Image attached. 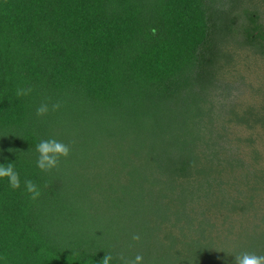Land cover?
<instances>
[{
  "label": "trees",
  "instance_id": "trees-1",
  "mask_svg": "<svg viewBox=\"0 0 264 264\" xmlns=\"http://www.w3.org/2000/svg\"><path fill=\"white\" fill-rule=\"evenodd\" d=\"M254 1L0 0V163L41 189L30 200L0 180V264L264 255V225L240 218L264 172L221 155L211 106L227 59L264 58ZM41 102L61 107L38 116ZM49 137L69 154L41 172Z\"/></svg>",
  "mask_w": 264,
  "mask_h": 264
},
{
  "label": "rangeland",
  "instance_id": "rangeland-1",
  "mask_svg": "<svg viewBox=\"0 0 264 264\" xmlns=\"http://www.w3.org/2000/svg\"><path fill=\"white\" fill-rule=\"evenodd\" d=\"M254 2L255 9L260 13L264 23V0ZM238 55L235 58L236 63L227 59L225 64L227 66L224 68L227 70L216 83L217 90L220 86L219 94L211 106L215 111L213 121L215 130L220 131L221 144L226 150L221 155L224 158L237 156L243 163L242 170L240 169L243 177L244 174L252 176L253 171L264 172V58L245 51ZM262 181L263 178L255 182L257 195L253 198L252 207L240 218L245 217L249 220L255 218L254 222L261 221V225H264V221L261 220L264 218ZM241 182L242 180L236 185L240 190L245 185ZM244 192H240V195L245 197ZM224 211H227L226 208ZM235 220L227 219L226 223L233 221L234 226L244 223L239 217Z\"/></svg>",
  "mask_w": 264,
  "mask_h": 264
},
{
  "label": "clouds",
  "instance_id": "clouds-1",
  "mask_svg": "<svg viewBox=\"0 0 264 264\" xmlns=\"http://www.w3.org/2000/svg\"><path fill=\"white\" fill-rule=\"evenodd\" d=\"M31 91L32 88L30 86L27 88H17L15 95L17 97H26ZM60 107V102L51 104L41 102L35 111L36 115L42 116L48 114L50 111H56ZM35 151L37 153L35 167L41 172H48L58 165L61 157H66L69 154V147L62 141L49 137L41 139L36 143ZM4 178H7L8 186L12 190L21 189L28 199L35 200L40 196V185L31 178H22L13 160H8L7 163H0V180ZM132 239H139V236L133 235ZM234 259L236 264H264V255L253 253H240ZM142 260V256L137 254L132 260H125L124 264H142ZM111 261L112 257L104 254L100 260V264H111Z\"/></svg>",
  "mask_w": 264,
  "mask_h": 264
}]
</instances>
